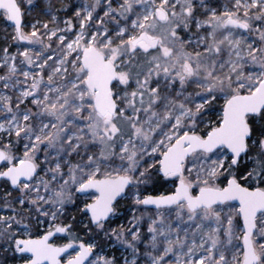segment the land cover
I'll list each match as a JSON object with an SVG mask.
<instances>
[{"label": "snow or ice", "instance_id": "snow-or-ice-1", "mask_svg": "<svg viewBox=\"0 0 264 264\" xmlns=\"http://www.w3.org/2000/svg\"><path fill=\"white\" fill-rule=\"evenodd\" d=\"M0 264H264V0H0Z\"/></svg>", "mask_w": 264, "mask_h": 264}]
</instances>
